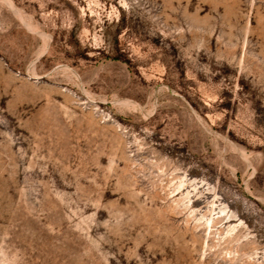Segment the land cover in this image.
Masks as SVG:
<instances>
[{
  "label": "rangeland",
  "instance_id": "374dc122",
  "mask_svg": "<svg viewBox=\"0 0 264 264\" xmlns=\"http://www.w3.org/2000/svg\"><path fill=\"white\" fill-rule=\"evenodd\" d=\"M0 264H264V0H0Z\"/></svg>",
  "mask_w": 264,
  "mask_h": 264
}]
</instances>
